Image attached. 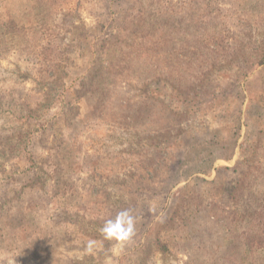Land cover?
Masks as SVG:
<instances>
[{"label": "rangeland", "instance_id": "rangeland-1", "mask_svg": "<svg viewBox=\"0 0 264 264\" xmlns=\"http://www.w3.org/2000/svg\"><path fill=\"white\" fill-rule=\"evenodd\" d=\"M0 264H264V0H0Z\"/></svg>", "mask_w": 264, "mask_h": 264}, {"label": "clouds", "instance_id": "clouds-1", "mask_svg": "<svg viewBox=\"0 0 264 264\" xmlns=\"http://www.w3.org/2000/svg\"><path fill=\"white\" fill-rule=\"evenodd\" d=\"M135 226L136 217L132 214V209H123L114 219L107 220L101 231L106 238L126 242L134 236ZM94 243L95 241H89L90 246Z\"/></svg>", "mask_w": 264, "mask_h": 264}]
</instances>
